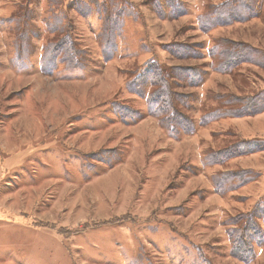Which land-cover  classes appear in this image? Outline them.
Wrapping results in <instances>:
<instances>
[{"label": "rangeland", "instance_id": "obj_1", "mask_svg": "<svg viewBox=\"0 0 264 264\" xmlns=\"http://www.w3.org/2000/svg\"><path fill=\"white\" fill-rule=\"evenodd\" d=\"M65 24L84 64L45 72ZM148 60L199 71L173 87L191 132L128 85ZM263 95L264 0H0V264H264V237L244 262L228 235L264 213Z\"/></svg>", "mask_w": 264, "mask_h": 264}, {"label": "trees", "instance_id": "obj_2", "mask_svg": "<svg viewBox=\"0 0 264 264\" xmlns=\"http://www.w3.org/2000/svg\"><path fill=\"white\" fill-rule=\"evenodd\" d=\"M237 1L238 0H236V2ZM174 5V3L171 5L173 11L170 16H165L173 18L180 14L181 11L177 13V6ZM243 6L248 7L247 4H244ZM235 7L236 6H233V3H231L227 7H222V9L217 12H213L209 17L213 21L211 24H219V20H223V18L226 20L220 22H228L234 19L236 17L235 15H237V9H235ZM155 8L157 12L160 11L158 4L155 5ZM117 16V14L114 16L107 15L106 18H104L105 24L100 30L99 37L100 43L102 44L101 55L105 61L113 58L117 52V44L115 40L116 33L118 32V25L116 24L118 20L116 19ZM165 16L163 15L162 17ZM208 26L211 25L209 24ZM48 49L49 52L47 53L46 51L45 55L47 58L41 64L45 72H47V70L50 72L54 69L56 63L54 59L58 54H62L60 60L65 62L70 68H80L84 64L85 51L77 45L73 38H71L69 25L67 24L63 25L58 30V38L55 43L49 45ZM174 50L175 53L179 52L177 48ZM198 72L199 71L196 67L170 66L160 64L153 60H148L144 63L142 70L134 76L132 82L128 85L130 87L133 86L135 90L140 92L143 86L149 84L151 86V90L148 93L149 112L160 117L161 120L165 122V126L171 132L178 133L179 130H182L185 133H189L193 130L194 123L179 109V106L184 105L181 98L184 95L175 92L173 87L175 86L174 84L178 85L175 82V79L182 81L186 78L192 80L198 77L197 79L199 80L200 77ZM196 80L194 82H189L195 84L198 81ZM263 103L264 99L262 98L260 100V105ZM262 109H264V107ZM253 142V140L242 139L237 146H232L230 149L242 146L241 148L246 147L242 152H251L262 148L253 146ZM236 152L238 153V151ZM261 216L264 217V213H259L257 215L254 210H251L238 214L234 218V222L232 223L235 224V226L232 227L228 233L231 241L232 256L244 262H248L253 258L254 243H261L264 237L263 230L257 222V218ZM202 262L203 264H212L207 259H202Z\"/></svg>", "mask_w": 264, "mask_h": 264}]
</instances>
